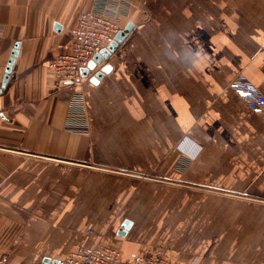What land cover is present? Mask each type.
<instances>
[{"label": "crops", "instance_id": "obj_1", "mask_svg": "<svg viewBox=\"0 0 264 264\" xmlns=\"http://www.w3.org/2000/svg\"><path fill=\"white\" fill-rule=\"evenodd\" d=\"M91 4L0 0V89L17 50L0 93V256L105 244L125 260L264 264V114L229 88L242 74L264 94V0H134L112 70L63 87L48 63ZM79 91L86 135L65 128Z\"/></svg>", "mask_w": 264, "mask_h": 264}, {"label": "built area", "instance_id": "obj_2", "mask_svg": "<svg viewBox=\"0 0 264 264\" xmlns=\"http://www.w3.org/2000/svg\"><path fill=\"white\" fill-rule=\"evenodd\" d=\"M134 0H92L90 8L79 14L75 26L70 30L67 49L58 52L48 63V71L58 82H71L79 86L81 71L87 68L93 58L115 40L123 31L122 19L128 15ZM90 80L94 73H90ZM229 88L256 115L264 114V94L244 75L238 74L229 83ZM65 128L68 132L86 135L90 132V122L86 101L82 92L72 95L68 104ZM93 234V230H88ZM6 258L0 256V264ZM62 264H175L170 253L164 248H149L129 260L121 252L109 245L98 244L90 248H79L69 253Z\"/></svg>", "mask_w": 264, "mask_h": 264}, {"label": "water", "instance_id": "obj_3", "mask_svg": "<svg viewBox=\"0 0 264 264\" xmlns=\"http://www.w3.org/2000/svg\"><path fill=\"white\" fill-rule=\"evenodd\" d=\"M135 25L130 23L121 31L115 38V40L108 46L107 49L101 51L97 54L93 60L90 62L89 66L81 71V78H88L90 77V73H94L93 77L90 79L91 82L97 83L100 79L103 78L105 74H108L112 67L109 64V60L111 57L120 49L123 43L128 39V37L132 34ZM19 45H16V49H18ZM17 55V50L13 52V58L10 61L7 69H6V76L4 77L2 88L0 89V93H2L3 89L6 87L7 82L9 80V75L12 72V67L14 65V59ZM103 65V67H102ZM100 67V68H98ZM98 71V72H97ZM96 72V73H95ZM73 83L71 82H64L61 83V86L66 87L70 86ZM127 228V226H124ZM42 264H62L61 261L46 259L42 262Z\"/></svg>", "mask_w": 264, "mask_h": 264}, {"label": "clouds", "instance_id": "obj_4", "mask_svg": "<svg viewBox=\"0 0 264 264\" xmlns=\"http://www.w3.org/2000/svg\"><path fill=\"white\" fill-rule=\"evenodd\" d=\"M203 59V55L200 56L199 60ZM199 60L197 61L196 65L199 63ZM192 159H195V156L191 157Z\"/></svg>", "mask_w": 264, "mask_h": 264}, {"label": "rangeland", "instance_id": "obj_5", "mask_svg": "<svg viewBox=\"0 0 264 264\" xmlns=\"http://www.w3.org/2000/svg\"><path fill=\"white\" fill-rule=\"evenodd\" d=\"M5 264H7V260L5 261Z\"/></svg>", "mask_w": 264, "mask_h": 264}, {"label": "bare ground", "instance_id": "obj_6", "mask_svg": "<svg viewBox=\"0 0 264 264\" xmlns=\"http://www.w3.org/2000/svg\"><path fill=\"white\" fill-rule=\"evenodd\" d=\"M98 72V71H97ZM96 73V72H95Z\"/></svg>", "mask_w": 264, "mask_h": 264}]
</instances>
